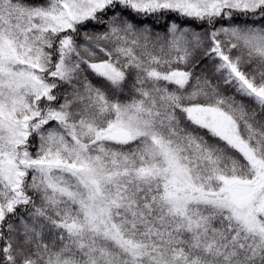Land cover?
<instances>
[{"label": "snow or ice", "instance_id": "6c2138e0", "mask_svg": "<svg viewBox=\"0 0 264 264\" xmlns=\"http://www.w3.org/2000/svg\"><path fill=\"white\" fill-rule=\"evenodd\" d=\"M0 264H264V0H0Z\"/></svg>", "mask_w": 264, "mask_h": 264}]
</instances>
